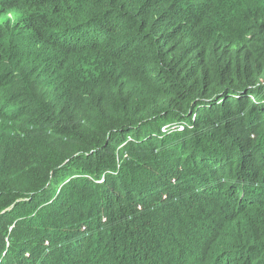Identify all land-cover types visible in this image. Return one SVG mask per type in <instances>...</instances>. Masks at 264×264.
<instances>
[{
	"label": "trees",
	"instance_id": "obj_1",
	"mask_svg": "<svg viewBox=\"0 0 264 264\" xmlns=\"http://www.w3.org/2000/svg\"><path fill=\"white\" fill-rule=\"evenodd\" d=\"M1 5L0 264H264V0Z\"/></svg>",
	"mask_w": 264,
	"mask_h": 264
},
{
	"label": "rangeland",
	"instance_id": "obj_2",
	"mask_svg": "<svg viewBox=\"0 0 264 264\" xmlns=\"http://www.w3.org/2000/svg\"><path fill=\"white\" fill-rule=\"evenodd\" d=\"M0 9L2 13L8 12L7 15H5L4 17L0 19V22L3 20L5 21L7 18L13 19V20L17 19L18 14H16L14 11L6 10L5 7H2V5L0 6Z\"/></svg>",
	"mask_w": 264,
	"mask_h": 264
}]
</instances>
